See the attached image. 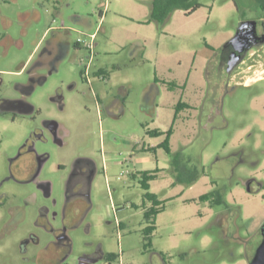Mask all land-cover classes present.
<instances>
[{"label": "rangeland", "instance_id": "1", "mask_svg": "<svg viewBox=\"0 0 264 264\" xmlns=\"http://www.w3.org/2000/svg\"><path fill=\"white\" fill-rule=\"evenodd\" d=\"M200 1L204 7L193 14L187 16L177 10L159 27L145 23L151 0H0V70H14L22 65L36 44L43 37L41 45L47 39V33L44 35L47 28L60 26L62 19L68 20L67 25L80 26L70 23L69 19L83 14L91 18V33L95 32L97 37L94 51L98 66L116 65L114 82L122 89L118 96L124 98L128 92L125 115L119 120L106 115L104 121V128H112L117 134L115 144L122 152L118 156L121 162L109 167L108 185L104 179L96 181L95 207L85 226L73 233L75 241L64 264H78L87 252L88 242L93 241L102 244L106 254L122 255L127 264H163V261L166 264H247V252L257 249L262 241L264 42L244 53L231 71L228 57L223 53L242 23L264 19V10L256 0ZM59 11L63 12V18L58 16ZM71 32L75 40L87 39ZM137 40H142L147 50L144 57L143 53L133 60L131 42ZM125 44L127 47L122 49ZM78 51L82 56L89 53L84 49ZM80 71L72 70L68 62L66 70L53 76L49 85L62 78L81 81ZM156 77L166 86L178 85L176 97L191 103L190 110L185 109L175 123L170 117V123L164 120L161 126L169 129L174 125L176 135L172 148L179 154L182 168L178 177L185 181L195 177L196 181L171 186L175 180L172 160H161L160 168L166 169L153 190L162 200L169 201L166 210L157 217V229L145 250L142 208L129 212L122 209L126 202L143 206V190L134 180L127 182L133 169L125 159L128 149L138 150L136 144L148 141L145 129H150L152 123L149 114L146 115L143 95ZM8 78L6 75V82ZM50 93L46 94L45 89L40 92L38 106L45 114L55 115L58 111L48 98ZM5 94L11 96L14 91L9 88ZM167 95L161 100L170 97V93ZM85 104L86 100L77 97L68 102L67 118H77L70 124L74 148L82 143L80 124L87 126L92 115L96 117L93 103L89 102L91 115L82 112ZM136 157L132 159V166L143 169L145 164L137 163ZM248 183L251 192L247 190ZM217 189L224 197V204L211 206L199 201L201 194ZM102 207H108L113 220L127 223L129 216L131 223L128 226L108 224L106 218L97 215ZM91 222L93 225L87 228ZM5 233L0 226V237ZM20 236L17 232L0 239V264H22Z\"/></svg>", "mask_w": 264, "mask_h": 264}, {"label": "flooded vegetation", "instance_id": "2", "mask_svg": "<svg viewBox=\"0 0 264 264\" xmlns=\"http://www.w3.org/2000/svg\"><path fill=\"white\" fill-rule=\"evenodd\" d=\"M58 16L63 18V12L59 11ZM90 20L76 15L69 22L90 26ZM67 21L62 19L60 26H66ZM256 22L255 32L252 26L246 29V40L229 42L224 48L228 66L232 54H240L237 47H253L264 38V19L258 18ZM60 26L57 29L50 27L46 36L51 38L45 39L29 64L11 71L0 70V162L5 164L0 165V226L7 231L0 239L12 233L21 234L19 253L22 264L65 263L75 241L73 233L85 226L95 207L96 181L104 179L108 185L109 167L121 162L118 156L122 152L115 144L117 134L112 128H104L106 115L119 120L127 109L128 92L120 98L118 94L122 89L114 82L117 66H98L94 51L95 33L87 37L90 39L95 35L89 50L74 39L69 28ZM76 43L89 52L84 65L72 69L81 70V81L62 78L50 86L51 78L66 70L74 51L81 49ZM6 75L9 76L7 82ZM9 88L13 89L14 95L5 94ZM43 89L46 94L51 92L48 98L56 105L58 114H45L38 106V96ZM72 97L86 100L83 113L91 115L89 102L96 109V117L92 115L87 126L80 124L82 143L75 148L71 144L74 131L70 124L77 118H67L66 112ZM145 143L140 145V150L135 147L127 150L125 160L133 171L146 172L131 164L133 157L146 149ZM124 146L126 148V143ZM131 174L128 183L132 181ZM135 205L126 202L122 209L124 212L133 211ZM150 207L151 203L146 204L144 212ZM97 215L106 218L110 225L128 226L131 223L129 216L127 223L113 220L108 207H102ZM92 225L93 222L86 226ZM88 243L87 252L78 264H100L102 261L112 264L106 261L102 244Z\"/></svg>", "mask_w": 264, "mask_h": 264}, {"label": "trees", "instance_id": "3", "mask_svg": "<svg viewBox=\"0 0 264 264\" xmlns=\"http://www.w3.org/2000/svg\"><path fill=\"white\" fill-rule=\"evenodd\" d=\"M258 4L261 6L262 10H264V0H256ZM204 7V3L200 0H152L150 15L145 23H155L159 27H162L172 16V14L177 10H182L185 12L187 16L193 14L200 8ZM76 47L79 48V44L76 43ZM168 87L173 89L177 87L176 84L169 83ZM190 108L186 102L179 101L176 106L177 112H181L184 109ZM176 120V119H175ZM175 123V121H174ZM146 136L149 138H158L164 137L162 143L155 147L147 146L146 149H143V153L148 152H156L157 149H163L166 154L172 160V166L175 170H177L180 174H182V168L179 165V154L174 153L171 147V138L175 132L174 125H172L168 130L163 131L159 129H145ZM164 172L163 170L156 168L153 171H133L131 174L132 180L138 183L140 188L143 190V206L135 205L136 209L142 208V212H144L145 205L151 203V207L147 208L143 213L144 215V225L143 229L144 240L146 243L144 244V249L147 250L150 245V239L157 229V217L159 214L163 213L166 208L169 200H160L158 196L151 191V183L158 180L159 173ZM181 180L180 177H178ZM192 181H196L194 177L191 181H186V183H191ZM172 200V199H170ZM199 201L201 203H209L211 206L222 205L224 204V197L220 193L219 189L202 194L199 197ZM121 255L117 254H107L106 261L109 263H115L119 260Z\"/></svg>", "mask_w": 264, "mask_h": 264}, {"label": "crops", "instance_id": "4", "mask_svg": "<svg viewBox=\"0 0 264 264\" xmlns=\"http://www.w3.org/2000/svg\"><path fill=\"white\" fill-rule=\"evenodd\" d=\"M152 2V0H151ZM151 5V4H150ZM151 8V6H150ZM102 13V12H101ZM150 13L148 14V16H146V20L148 19ZM79 17H87V16H84L83 14H79L78 15ZM141 20V19H140ZM76 24V23H75ZM152 24V23H150ZM54 28H58V27H54ZM60 28L64 29V28H69L71 29L73 32L77 33L78 36L82 35V36H89L91 31H92V26H88V25H82L80 24V26H74V25H66V26H60ZM51 30V28H47L44 32V35ZM95 32L91 33V34H94ZM44 39V37L36 44L35 48L33 49L32 53L30 54V56L28 57V59L23 63V64H29L30 61L32 60L33 58V55H34V52L41 46V43H42V40ZM96 40H97V37L95 39V43H96ZM135 39H133L132 41H134ZM142 40H137V42H131V45H132V49H131V59L135 60L137 59V56H139L140 54H143V57L145 56V52H146V45L141 42ZM79 47L81 49H83L84 47L82 45H79ZM127 46L126 44L122 47V49H125ZM85 50V49H84ZM86 51V50H85ZM88 52V51H86ZM87 55V54H86ZM86 55H83L79 52V51H74V53L72 54V58L71 60L69 61V66L70 68L72 69H75V68H78V66H83L84 65V58ZM6 71H11V70H6ZM161 82L162 79H159L158 77L155 78L154 82H150V84H148V88L147 90L145 91L144 93V104L146 103L147 106H145L147 109V114H149V118L151 120V123L152 125L149 126L151 127L150 129H159V130H163V131H166L168 130L166 127L162 128L161 125H163V121L165 120V122L167 123H170V117H173L172 118V123H174V121L176 122L177 119L179 117H182L183 116V113L185 111V109L181 112H177L176 110V106L177 104L179 103L180 99L181 98H177L176 97V94H175V90L177 88H179V86L177 85V87H174L173 89H170L168 87V84L167 86L162 84ZM168 93H170V97H168L165 101H162L161 98L162 96L165 94L167 95ZM169 96V95H167ZM184 102V101H183ZM188 106L191 108V103H188ZM189 108V110H190ZM188 109V108H187ZM192 111V110H191ZM176 119V120H175ZM145 123V122H144ZM169 124V125H172ZM176 135V131L174 132L172 138H171V147L173 146L172 143H173V140H174V136ZM148 138V137H147ZM164 140V137H158V138H148V141H146V145L147 146H150V147H155L157 145H159L160 143H162V141ZM138 147V149L140 148V145L139 144H136ZM140 150V149H139ZM173 150V148H172ZM137 157H136V160H137V163L141 164V163H144L145 164V167L142 169V170H145V171H153L155 170L156 168H159L161 170H164L166 168H160L159 166V163L161 162V160L165 161V162H169L170 159H169V156L166 154V152L164 153V150H158L156 152H148V153H143L141 152L140 154L137 153ZM147 164H150L149 166H147ZM134 167L136 168V166L134 165ZM137 170H141L139 168H136ZM172 173H173V177L175 178L174 181H172L171 183V186H174V185H177V184H186V181L184 179H181L179 180L178 178V175H179V172L177 170H175L173 167H172ZM164 172H161L159 173V179L152 182L151 183V191L153 193H155L158 198L160 200H162V197L160 196L159 193L155 192L153 190V185L159 181L161 179V177H163L164 175ZM164 179V178H163ZM202 195V194H201ZM200 195V196H201ZM199 196V197H200ZM255 251L256 249H253L250 253L247 252V264H249L250 260L252 259V257L254 256L255 254ZM154 258V257H153ZM158 258L162 259L163 257L162 256H158ZM123 259V257H122ZM124 261V264H127L125 259H123ZM152 262L155 263V261L152 259ZM156 262L157 259H156ZM160 262V260H159ZM163 264H166L165 261H163Z\"/></svg>", "mask_w": 264, "mask_h": 264}, {"label": "water", "instance_id": "5", "mask_svg": "<svg viewBox=\"0 0 264 264\" xmlns=\"http://www.w3.org/2000/svg\"><path fill=\"white\" fill-rule=\"evenodd\" d=\"M256 24H257L256 20H248V21L243 22L242 26L239 28L236 36L230 42L235 43L237 41H240L241 39L246 40V36H247L246 29L249 26H252V28H253L252 31L255 32L256 31ZM263 42H264V38H262V41L260 43H263ZM251 47H252V45H250V46L244 45L242 47H237V50L239 51L240 54H238V53L232 54V56H231L232 58L229 62V66H228L229 71L233 70L234 67L239 64V62L241 61V59L243 57L241 55V53L242 52L246 53ZM247 190L249 192H251V186L249 183L247 184ZM249 264H264V225H263V239L260 242L259 246L257 247L255 254L252 257V259L250 260Z\"/></svg>", "mask_w": 264, "mask_h": 264}, {"label": "built area", "instance_id": "6", "mask_svg": "<svg viewBox=\"0 0 264 264\" xmlns=\"http://www.w3.org/2000/svg\"><path fill=\"white\" fill-rule=\"evenodd\" d=\"M94 37H95V35H92L90 37V39H85V40L78 39V42L81 43L86 49L91 50L92 49V46H93V39H94ZM115 264H124V261H123L122 257L119 258V260L116 261Z\"/></svg>", "mask_w": 264, "mask_h": 264}]
</instances>
